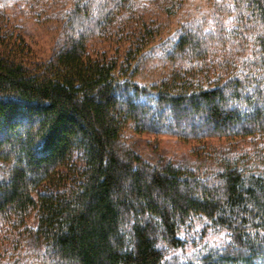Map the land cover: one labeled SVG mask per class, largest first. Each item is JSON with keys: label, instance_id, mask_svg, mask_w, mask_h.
<instances>
[{"label": "trees", "instance_id": "16d2710c", "mask_svg": "<svg viewBox=\"0 0 264 264\" xmlns=\"http://www.w3.org/2000/svg\"><path fill=\"white\" fill-rule=\"evenodd\" d=\"M185 1L0 0V264H264V0ZM10 14L54 22L47 58Z\"/></svg>", "mask_w": 264, "mask_h": 264}, {"label": "rangeland", "instance_id": "374dc122", "mask_svg": "<svg viewBox=\"0 0 264 264\" xmlns=\"http://www.w3.org/2000/svg\"><path fill=\"white\" fill-rule=\"evenodd\" d=\"M184 7L187 10V17L189 19L200 20L203 12L208 9L205 0H186ZM185 14L181 10L174 18H171L168 28H166L162 35L155 41L148 52L155 56V64H161L159 59L163 58L165 49L175 39V32L178 28L180 17ZM9 22L13 25V30L16 33H21L23 43L29 50V54L36 58H47L50 55L52 49V34L54 33V22L50 18L41 17L29 18L25 15H9ZM150 69L151 71L143 75V80L150 82L155 80L160 74V68ZM150 80V81H149ZM125 135L132 139L140 151L145 157H160L178 159L184 157L187 154H192L190 148L193 145L192 141L180 140L176 137L169 135H133L129 131H126ZM212 141H215L214 139Z\"/></svg>", "mask_w": 264, "mask_h": 264}]
</instances>
